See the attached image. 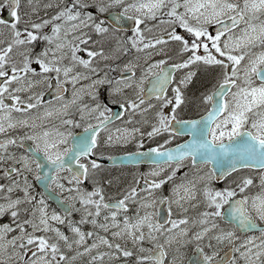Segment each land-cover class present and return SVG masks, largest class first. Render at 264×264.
Instances as JSON below:
<instances>
[{
	"label": "snow or ice",
	"instance_id": "snow-or-ice-1",
	"mask_svg": "<svg viewBox=\"0 0 264 264\" xmlns=\"http://www.w3.org/2000/svg\"><path fill=\"white\" fill-rule=\"evenodd\" d=\"M0 264H264V0H0Z\"/></svg>",
	"mask_w": 264,
	"mask_h": 264
},
{
	"label": "flooded vegetation",
	"instance_id": "flooded-vegetation-1",
	"mask_svg": "<svg viewBox=\"0 0 264 264\" xmlns=\"http://www.w3.org/2000/svg\"><path fill=\"white\" fill-rule=\"evenodd\" d=\"M147 85V84H146ZM145 85V87H146ZM201 85L198 83L195 87L192 88V92H197L198 93V89H200ZM204 114V109L203 108H193L191 110H186L184 113H182V116L183 118L185 119H196V118H199L201 115ZM187 139V136L185 135H178L175 139H173L172 143L170 145H168V147H171V146H174V145H177L179 143H182L183 141H185ZM160 142H163V138H161ZM155 145V142H151L149 146H154ZM131 147V146H130ZM117 153H123L122 151L121 152H114V154H117ZM187 163V162H186ZM106 167V166H105ZM149 167L150 165H147V166H138L136 169H141L143 171H146L147 169L149 170ZM210 167V166H209ZM107 168V167H106ZM127 168H133V167H127ZM126 168V169H127ZM108 169V168H107ZM118 169H122V168H118ZM117 168H110V171H116ZM183 170H186V169H183ZM182 170V171H183ZM206 170V169H205ZM235 175V174H234ZM229 180H231V177H229ZM228 181H224L223 183H227ZM222 186V185H220ZM56 193H58L57 191H55ZM59 194V193H58ZM111 195H115V191L112 190ZM60 195V194H59ZM53 207H55V205L51 204ZM194 250H192L193 252ZM191 252V253H192ZM192 254H190L191 256Z\"/></svg>",
	"mask_w": 264,
	"mask_h": 264
},
{
	"label": "rangeland",
	"instance_id": "rangeland-1",
	"mask_svg": "<svg viewBox=\"0 0 264 264\" xmlns=\"http://www.w3.org/2000/svg\"><path fill=\"white\" fill-rule=\"evenodd\" d=\"M201 85V84H200ZM183 171H186V170H183ZM139 173H141V172H134V174H132V172H127V171H123V172H120V169L118 170V172L117 173H115L116 175L115 176H117V177H121V178H123L124 180H130L131 178H132V176H136V175H138ZM121 174H122V176H121ZM226 184V183H225ZM191 252L192 251H190L189 253H188V257L190 256V254H191ZM187 257V258H188Z\"/></svg>",
	"mask_w": 264,
	"mask_h": 264
}]
</instances>
